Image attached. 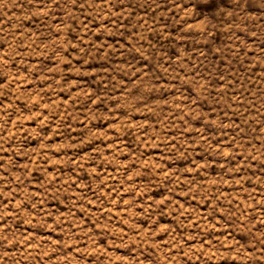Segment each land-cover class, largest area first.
Listing matches in <instances>:
<instances>
[{
	"label": "clouds",
	"instance_id": "clouds-1",
	"mask_svg": "<svg viewBox=\"0 0 264 264\" xmlns=\"http://www.w3.org/2000/svg\"><path fill=\"white\" fill-rule=\"evenodd\" d=\"M0 264H264V0H0Z\"/></svg>",
	"mask_w": 264,
	"mask_h": 264
}]
</instances>
